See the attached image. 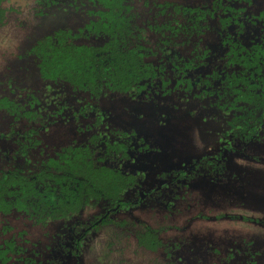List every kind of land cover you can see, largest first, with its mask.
I'll list each match as a JSON object with an SVG mask.
<instances>
[{
    "label": "rangeland",
    "instance_id": "374dc122",
    "mask_svg": "<svg viewBox=\"0 0 264 264\" xmlns=\"http://www.w3.org/2000/svg\"><path fill=\"white\" fill-rule=\"evenodd\" d=\"M169 1L203 5L211 0ZM229 1L242 10V18L247 20L255 19L264 6V0ZM51 4L52 0H0L4 8L0 23V98L17 101L31 111L29 115H17L0 108V170L20 168V158L13 160L12 156L22 143L30 147L33 161L26 168L37 170L43 158L54 156L64 146L82 144L88 132L85 130L94 127L93 109L85 108L86 99H82L88 93L69 91L64 83L44 81L35 57L24 55L34 41L61 24L53 23L48 10L58 12L56 18L63 19L67 26L82 24L80 21L88 17L82 12L74 16L72 12H60ZM75 16L78 19L73 22ZM253 28L259 33V24ZM212 36H203L201 42L215 47L223 43L224 37ZM255 38L256 33L249 41ZM195 41L192 38L178 45L181 55L190 58ZM152 44L155 45L153 40ZM163 56L158 52L155 61L158 63ZM216 60V56L210 58L208 70ZM166 74L169 81L152 86L146 97L129 95L119 100L114 95L94 104L96 109L111 114L105 120L106 129L130 131L129 123L144 129V143L149 148L141 149L140 141H133V160H122L117 167L137 174L136 189L163 187L144 196L133 208L111 212L107 223L93 229L86 227L105 210L104 201L73 217L45 223L15 211L0 213V249L9 242L21 249L5 264H264V134L244 149L241 142L234 145L240 150L227 155L232 157L222 170L228 175L225 179L199 181L192 173L187 179L180 176L174 184L164 186L175 169L189 167L186 162L190 157L216 153L223 139L215 128L226 129L227 123L224 113L214 110L208 97H194L195 88L187 92V87L180 84L177 89L181 97L173 94L175 76L168 69ZM157 104L161 108H155ZM133 112L142 114V118H131ZM161 113L183 117L170 118L164 125L159 123L163 121L158 116ZM100 128H104L103 123ZM28 130L36 132L29 141L20 139V134ZM149 149L152 150L143 154ZM220 177L221 174L217 178ZM136 189L134 186L126 191L124 198L135 200ZM148 229L157 233L155 248L138 238ZM0 264H4L1 258Z\"/></svg>",
    "mask_w": 264,
    "mask_h": 264
},
{
    "label": "trees",
    "instance_id": "16d2710c",
    "mask_svg": "<svg viewBox=\"0 0 264 264\" xmlns=\"http://www.w3.org/2000/svg\"><path fill=\"white\" fill-rule=\"evenodd\" d=\"M136 2L137 0H53L52 4H59L60 9L61 4H65V7H74L78 13L86 12L94 18L77 28L63 26L61 23L38 38L24 55L35 57L40 77L53 84L64 83L78 91H89L95 96L100 93L108 95L111 92L133 93L142 90L148 84L152 85L160 72L159 66L145 59L150 54L140 42L141 32L134 34L132 31L130 20L135 17ZM147 2L148 0H144V4ZM52 4L51 7H54ZM167 4L171 3H166L161 12H166ZM170 9V16L163 19L166 20L165 28L170 27L174 32L176 27H181L183 19L196 17L178 5L171 4ZM46 13L55 15V12L49 10ZM3 18L4 8L0 6V23ZM261 18L262 41L249 46L241 45L227 53V63L240 68L231 74L224 68L216 73L222 87L218 91L233 93L235 103H241L236 106L238 111L234 114L232 129L248 138H253L259 131L264 134V9ZM134 26L137 27L136 24ZM103 35H107V39L100 44L86 42V39ZM159 80L166 84L161 75ZM201 83L198 81L197 85ZM47 88L50 89L51 85ZM212 89L216 91V85ZM8 106L17 115L31 113L26 108L20 111L23 106L19 107L17 104ZM121 134L127 135L123 131ZM116 146L123 156L128 155L127 144L117 143ZM98 158L93 159L92 150L87 145H69L59 153L57 161H50L46 169L33 171L30 175L25 176L18 170H0V210L6 211L10 205H14L29 211L37 219L41 216V222L45 223L72 217L87 207L96 206L104 201L102 199L106 200V205L121 202L118 201L121 193H125L132 185L131 176L99 165ZM55 179L59 184L58 196L55 186H52ZM130 203L132 206L138 204ZM102 222L107 223L108 220L102 218ZM156 237L157 233L152 229L138 234L140 242L150 248L156 247Z\"/></svg>",
    "mask_w": 264,
    "mask_h": 264
},
{
    "label": "flooded vegetation",
    "instance_id": "af4514ba",
    "mask_svg": "<svg viewBox=\"0 0 264 264\" xmlns=\"http://www.w3.org/2000/svg\"><path fill=\"white\" fill-rule=\"evenodd\" d=\"M166 3L178 5L192 12V15L196 17L194 18L190 17V18L183 19L181 21L182 22L181 27L179 28L176 27L177 28L176 32H174V30H172L170 27L165 28L166 20H164L163 18L164 17L168 18L170 16V11H171L170 9L171 4H167L165 8L166 12H161ZM58 5L51 7V8L58 7ZM160 5H163V6H160ZM135 7H137L136 12L134 11L135 17L133 18V20H130L132 22V31L134 34L137 31L141 32L142 38L140 39V42L143 45L144 50H147L148 53L150 54L145 59L152 61L154 64L159 66V72H160L159 76L161 75L166 83L169 81V78L166 77L167 69L169 70L171 75L175 76L174 77L175 88L172 90V93L175 94L178 98H180L181 96L177 89L178 85L179 86L183 85L184 87H187V92L195 88L196 91H195L194 97L198 99H200L201 97H205V98L208 97V99L211 100L212 108L214 110L219 109L220 111H222L227 119V123L225 126L226 129L224 128L221 129L222 126L221 127L217 126L215 128L217 132L219 133L217 134L221 135V138L223 139L222 144L218 147L216 153L204 154L196 158H192L193 156L190 157L188 161L186 162L187 164H189L188 165L189 167L187 169H183V168L175 169L172 178L169 180V182H165L164 186L166 185L169 186L170 184H174L175 179H178L180 176H183L182 178L187 179V177L191 176L192 173L198 177L197 180L199 181L202 179H205L206 181L216 182L217 180L225 179L226 176L228 175H226L225 172L222 173V170L224 169V167L227 165V163L230 161V158L232 157L231 155V157L229 156L230 157L229 158L227 155L230 153L234 154L235 152L240 150V149H237L234 145L239 144L241 142L242 143L241 149H244L247 145L257 140V137L259 138L260 136H262V131H259L257 134H255L253 138L245 137L243 134L235 133L233 131L232 122L235 117L234 114H236L238 111L236 109V106L240 105L241 103L239 104L235 103L233 93H229V91L228 92L218 91L222 87H221V80L216 77V73L217 71H221L224 68L227 73L231 74L234 71H236L237 68H240V66L238 65L234 66V64L227 63V53L229 50L237 49L241 47V45L249 46L250 44H253L256 42L260 43L262 41L263 23H262L261 13H262V10L264 9V6L259 10L257 17L252 20L243 19L242 10L232 6L229 0H211L209 1V3L207 2L203 3V5H186L185 3L169 1V0H148L147 4H144V0H137ZM58 9L60 8L58 7ZM52 12H55V11L53 10ZM60 12H65V13H70V14L72 12L73 16L77 14V10H75L74 7H70V8L65 7V4H61ZM57 13L53 16V18H51L53 20V23H57L59 21V23H62L63 26L65 25L67 26V23H64L63 19L59 20L60 18L59 19L56 18L58 17ZM76 16H78V18L83 17L79 15H76ZM76 16L75 18H73L72 20L73 22L78 19L76 18ZM65 17L63 16V18L66 21H68V18L66 17L67 18L66 19ZM93 18L94 16L90 17L88 15L86 19H82L80 21L81 23L83 22L82 24H78V25L76 24L74 26L70 25L69 27L77 28L78 26H83L84 24L89 23ZM134 24H136L137 27H135ZM256 24H259L260 26L259 33L256 32L257 29L253 28L254 25ZM255 33H256V38L253 39L252 41H249L252 37V34H255ZM206 35H208L209 37L213 35L212 38L213 37L215 38L224 37L223 43L218 44L217 47L213 45H204L201 42V40ZM241 36L249 37V39L245 41L244 38H242ZM192 38H195L196 40L195 42H193V47H194V49H192L193 53L192 55H189L190 58H186L183 55H181L180 50L177 47L178 45H181L182 42L183 43L190 42ZM91 39H97L98 41L95 43H92L90 42ZM106 39H107V35H103L102 37H99V38L91 37L90 39H86V42L91 43V44H100ZM152 40L154 41L155 45L152 44ZM197 41H200V48L198 46ZM149 44H151L152 47L149 46ZM158 52L163 53L165 56H163L164 59H162L161 61L157 63V61H155L156 59L155 57L156 55L158 56ZM214 56H216L218 60H216L215 65L211 67L210 70H208L209 60L210 58H213ZM161 65H163V68H161ZM164 74H166L165 77H164ZM159 76L152 85L148 84L147 87L143 88L142 90L135 91L133 93H114V92L112 93L111 92L108 95L106 93H100L99 96H95V95H92L91 92L89 91H78V90H75L71 85L70 86L68 85L70 87L69 91L73 90L72 92L88 93L87 96L85 95L84 97H82V99L83 100L86 99L85 108H92L94 112V116L96 118H95L94 124L92 125V127L94 126L93 128H91L92 130L90 128L88 130H85L86 132L87 131L88 132H87V135H85L84 137L82 145H87L92 150L93 159L97 160L98 157H101L100 159L98 158L100 162L99 165H105V166L114 168L116 170L122 171L121 169L117 167V165L122 164L123 162L122 160H125V159L133 160V156H131L130 154L133 141H136V140L140 141V144L142 145L141 149H143L145 146L148 147L149 145H147V143H144L145 142L144 139L146 140L144 129H139L137 128L136 125H131L129 122L128 123L131 126L129 129H132L130 131L124 130V129H118V130L106 129V127L108 126L106 121L109 117H111V114H107L106 112H103L100 108L96 109L94 104L99 102L101 98H104L105 100L107 99L109 100L114 95H117L119 100L120 98L129 96V95L135 98H138L141 95L143 97H146L148 96L149 91L151 90L152 86L162 84L161 81L159 80ZM198 81L202 83L200 85H197ZM215 85L217 87L216 91L212 89V87ZM58 91H56V93ZM170 93L171 92H169V94ZM204 94L205 96H203ZM16 104L19 105V107L23 106V109H20V111L25 110L24 109L26 108L25 105H21V103L17 101L10 100L9 98H6V97L0 98V108L3 107L9 112L11 111L10 109H8L9 107L8 105L15 106ZM155 108H161V107L159 106V104H157ZM12 113L17 114L16 112H12ZM186 114L190 115V112L186 111ZM154 115H156V113ZM130 116H132L131 118H137V119L142 118V114L138 112L137 113L133 112L132 114H130ZM158 116L160 120L164 121V122L163 121L161 122L159 120L160 121L159 123H164V125L170 118H175L177 120H180L183 117L182 116L179 118V116H174V115L168 116L162 113L158 114ZM101 123L104 124V128L99 129ZM116 125H118V123ZM122 131L126 132L127 135L123 136L121 134ZM35 132L36 130L26 131L25 133L20 134V139L22 140L24 139V141H29L31 139V136ZM4 136L9 137L8 135H4ZM93 137H96V138H93ZM10 138H15V137H9V139ZM117 143L127 144L128 146L127 156L126 155L123 156L121 150H118V147L116 146ZM79 145L80 144H77V143H75L74 145L70 144V146L72 147L79 146ZM65 147L66 146H64L62 150ZM157 148L159 149V146ZM157 148L153 149V151L155 150L157 151L158 150ZM62 150L59 149L60 151L59 153H61ZM150 150L152 149L144 151L143 154H146V152ZM59 153L57 152V153H54V156L51 155V156H47L43 158L40 161V164L36 167L37 170L27 169L26 168L27 166H29L30 164H33L32 155H30V147L26 143H22V145L19 146L18 150L13 153L12 159L16 160L20 158L19 161L21 165H20V168H18L17 170L19 173L23 172V175L27 176L28 172H30L29 173L30 175L33 171L46 169L50 161H53V162L54 160L57 161L59 157ZM180 166L182 165L180 164ZM17 170L7 169L4 171L16 172ZM124 173H126L127 175H130L131 180H132V185L129 189H127V191L132 189L134 186L136 189L137 178H138L137 174L136 175L129 174L127 172H124ZM219 174H221L222 177L217 178ZM31 178H33V176ZM37 183H41V182H37ZM53 185L56 188L55 193L58 196L59 184L57 183V179H55V181L52 182V186ZM160 186L163 187V185H158V186H155L151 190L136 189V191L133 193L136 196L135 200H126L124 198V193H121V196L118 199V201H121V202L114 204V205H110L109 203L106 205L105 204L106 200L101 198L102 200H104L105 210L101 213L99 217H97L94 220H91L90 224L86 227V229L96 228L100 224L104 225L105 223L102 222V218H106V220H109L108 218L111 212L122 210V209H130V208H133L139 205L144 196L151 195V192L153 191H159ZM69 187L70 186L68 185V188ZM100 202L97 205H99ZM130 202L132 203L138 202V204L132 206ZM9 208L6 211L0 210V213L6 214V213H11L15 211V212L22 213L28 217H31L34 220L41 223V219H40L41 216H39L37 219V217H35V215L33 214H30L29 211L25 209H19L15 207L14 205L13 206L10 205ZM81 212L82 210L78 214H80ZM62 219H65V218H62ZM76 225H78L77 222L74 225V227ZM76 242H78V238L76 239ZM5 244L7 243H4L3 244L4 247L0 249V258L2 259V262L4 264L11 260V257L16 254L15 251L21 250L19 247H18L19 250L15 248L13 243L9 242L7 245Z\"/></svg>",
    "mask_w": 264,
    "mask_h": 264
}]
</instances>
